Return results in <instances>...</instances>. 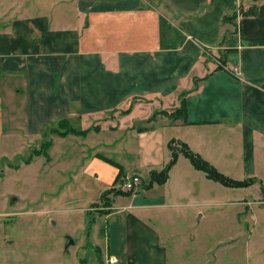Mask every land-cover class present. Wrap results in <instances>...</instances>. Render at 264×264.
<instances>
[{
	"label": "crops",
	"instance_id": "obj_1",
	"mask_svg": "<svg viewBox=\"0 0 264 264\" xmlns=\"http://www.w3.org/2000/svg\"><path fill=\"white\" fill-rule=\"evenodd\" d=\"M260 39L264 0H0V140L51 142L47 151L62 142V154L77 155L64 169L100 189L80 200L94 209L86 217L98 264H169L172 250L188 264L176 245L183 236L193 245V229L180 234L173 223L190 207L201 219L226 205V187L182 155L164 184L150 176L168 163V145L183 143L225 177L256 180L234 189L264 190V44L250 45ZM183 93L187 124L167 116ZM61 121L85 133L42 131ZM120 175L141 185L104 197ZM2 201L0 264H19ZM249 203L230 202L232 218H254Z\"/></svg>",
	"mask_w": 264,
	"mask_h": 264
},
{
	"label": "rangeland",
	"instance_id": "obj_2",
	"mask_svg": "<svg viewBox=\"0 0 264 264\" xmlns=\"http://www.w3.org/2000/svg\"><path fill=\"white\" fill-rule=\"evenodd\" d=\"M50 128L45 127L42 131L47 132ZM16 137L6 139L4 136L0 140V199H3L2 204H8L2 217L6 223L12 221L5 232L17 245L9 258H16L13 260L19 264H81L79 259H85L86 264H98L94 249L89 247L92 237L88 235L90 228L86 217V213H93L91 210L94 209L80 200L86 197L84 193L88 194L87 199L94 198L100 189L91 180L81 182L80 174L74 173V169L73 172L64 169L65 164L77 155L69 151L62 154V142H57L55 150L36 156L33 152L43 142H23L20 136ZM27 160L29 162L25 163ZM211 183L219 187V184ZM246 191L226 187L224 198H221L226 205L209 208L210 214L201 219L197 209L190 207L185 221L175 220L176 232L185 234L192 228L191 236L195 239L193 245H188L184 236L178 237L177 257L185 259L188 264H264V199H258L261 186L255 185ZM107 192L117 195L115 190ZM14 197L19 199V204L11 210V198ZM240 197L250 202V210L246 209L255 215L254 218L242 220L244 216L241 214L247 212L240 213L236 220L232 218L230 202ZM81 208L85 211L80 212ZM177 210L169 213L177 218ZM213 210L221 212L214 213ZM104 226V219H101L100 229L103 230ZM166 227L171 230L168 223ZM101 234L99 231L96 237L102 240ZM68 239L74 243L65 251ZM190 249L195 250L192 256ZM172 251L169 264L174 261L178 264Z\"/></svg>",
	"mask_w": 264,
	"mask_h": 264
},
{
	"label": "trees",
	"instance_id": "obj_3",
	"mask_svg": "<svg viewBox=\"0 0 264 264\" xmlns=\"http://www.w3.org/2000/svg\"><path fill=\"white\" fill-rule=\"evenodd\" d=\"M260 44H264V39L254 40L250 42V45H253V46L260 45ZM185 95H186L185 93L180 95L181 97L179 98V106L177 109H175L170 114L164 113V114H167V116L170 119L180 120L183 124L188 123L186 119V105H185V99H184ZM49 131L55 135H59L62 137L67 136V135H80V134L85 133V131H78L75 128V126L70 125V123L67 121L59 122L57 125V128L52 127L49 129ZM50 146H51V142H43L40 148L33 152V155L38 156L40 154H44ZM168 149L170 151V159L168 163L164 166V169L161 172L151 174L149 184H154V183L160 184V185L164 184L168 178L169 171L171 170V168L174 166V164L177 161L178 155H182L186 159H188L191 165L194 167V169L204 173L207 179L212 180L216 183H219L220 185L224 187L246 188L256 183V180L252 178L245 179L243 181H236V180H232L230 178L225 177L223 174L219 173L213 166H211L208 162H206L200 156L192 152L183 143H178V144L170 143L168 145ZM28 162L29 160L25 161V163H28ZM121 177L122 176L120 175L118 177V180ZM112 190H115L116 194L125 193V194L130 195L133 193L131 191L123 192V191L116 190V189H112ZM109 193L111 192H106L103 196L105 197V195H110ZM261 193L264 194V190H261Z\"/></svg>",
	"mask_w": 264,
	"mask_h": 264
},
{
	"label": "built area",
	"instance_id": "obj_4",
	"mask_svg": "<svg viewBox=\"0 0 264 264\" xmlns=\"http://www.w3.org/2000/svg\"><path fill=\"white\" fill-rule=\"evenodd\" d=\"M232 74L233 75H236L237 74V71L236 69H232L231 70ZM141 185V180L136 177V176H133V177H125V178H122L120 179L119 183H118V189L120 191H123V192H134L136 191V188L139 187ZM105 259L106 260V263L105 264H115L116 263V260L114 259V257H108L106 256Z\"/></svg>",
	"mask_w": 264,
	"mask_h": 264
},
{
	"label": "water",
	"instance_id": "obj_5",
	"mask_svg": "<svg viewBox=\"0 0 264 264\" xmlns=\"http://www.w3.org/2000/svg\"><path fill=\"white\" fill-rule=\"evenodd\" d=\"M73 244V241L71 239L67 240L66 246H65V251L67 250V248Z\"/></svg>",
	"mask_w": 264,
	"mask_h": 264
}]
</instances>
